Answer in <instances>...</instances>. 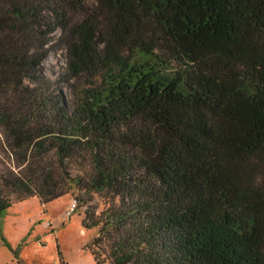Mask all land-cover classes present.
Returning <instances> with one entry per match:
<instances>
[{"label":"trees","instance_id":"obj_1","mask_svg":"<svg viewBox=\"0 0 264 264\" xmlns=\"http://www.w3.org/2000/svg\"><path fill=\"white\" fill-rule=\"evenodd\" d=\"M68 193L96 264H264V0H0V212Z\"/></svg>","mask_w":264,"mask_h":264},{"label":"rangeland","instance_id":"obj_2","mask_svg":"<svg viewBox=\"0 0 264 264\" xmlns=\"http://www.w3.org/2000/svg\"><path fill=\"white\" fill-rule=\"evenodd\" d=\"M46 67L51 77L58 76L65 55L54 53ZM75 198L68 193L42 204L34 196L1 211L0 264H96L88 247L96 231L82 225L86 207L71 211Z\"/></svg>","mask_w":264,"mask_h":264},{"label":"built area","instance_id":"obj_3","mask_svg":"<svg viewBox=\"0 0 264 264\" xmlns=\"http://www.w3.org/2000/svg\"><path fill=\"white\" fill-rule=\"evenodd\" d=\"M77 207V202L74 201L71 207V211H73Z\"/></svg>","mask_w":264,"mask_h":264}]
</instances>
